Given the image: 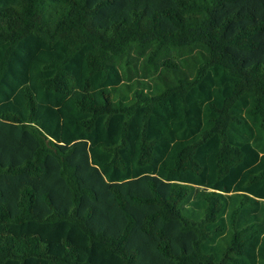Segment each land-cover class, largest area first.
I'll return each instance as SVG.
<instances>
[{
	"label": "trees",
	"instance_id": "16d2710c",
	"mask_svg": "<svg viewBox=\"0 0 264 264\" xmlns=\"http://www.w3.org/2000/svg\"><path fill=\"white\" fill-rule=\"evenodd\" d=\"M0 264H264V0H0Z\"/></svg>",
	"mask_w": 264,
	"mask_h": 264
}]
</instances>
